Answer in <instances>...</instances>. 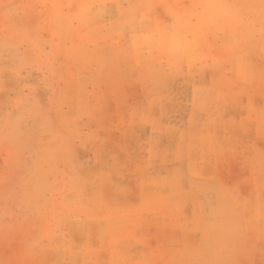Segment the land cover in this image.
I'll return each mask as SVG.
<instances>
[{"label":"rangeland","instance_id":"374dc122","mask_svg":"<svg viewBox=\"0 0 264 264\" xmlns=\"http://www.w3.org/2000/svg\"><path fill=\"white\" fill-rule=\"evenodd\" d=\"M0 264H264V0H0Z\"/></svg>","mask_w":264,"mask_h":264}]
</instances>
